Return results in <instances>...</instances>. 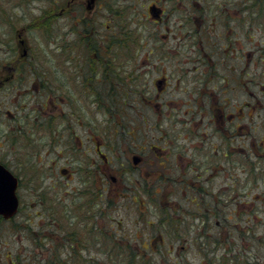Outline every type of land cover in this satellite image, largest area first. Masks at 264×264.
<instances>
[{
	"label": "rangeland",
	"instance_id": "374dc122",
	"mask_svg": "<svg viewBox=\"0 0 264 264\" xmlns=\"http://www.w3.org/2000/svg\"><path fill=\"white\" fill-rule=\"evenodd\" d=\"M156 1H159L160 6L165 10L162 23H154V18L150 17L148 13L149 6ZM200 2L202 0H98V4L89 11L87 9L89 5L77 1L72 2L71 0H0V37L5 38L8 47L11 46L9 54H6L4 50H0V63L15 60L22 53V48L20 46L19 49L17 48V35L21 28L24 30L23 47L29 52V60L33 59L29 62L35 64V66L31 65L28 67L38 68L40 74L43 73L48 80L54 79L53 64L58 59L66 57V55L58 54L56 47L73 49L76 47H97L98 45L102 48H112L109 53L115 54L117 62H126L128 59L124 60L127 57L126 55L130 54L134 58L136 74L139 75L141 82H146L148 85L160 75L161 68H164V63L165 65L172 63L171 67L173 70L180 69V66L182 67L177 75L171 78L172 88L176 91L172 92V103L168 106L174 110L179 107H181V110L193 107V104L187 100L184 90L203 83L202 76L207 71V68L220 72V82H222L223 75L230 79L234 76L237 81V89L235 98L231 100L227 108L229 112L235 115L232 124L227 123L228 129L233 132L229 133L230 137L227 138L228 144L232 141L229 145L231 150L229 161L233 162L221 159L219 174L216 176H210L211 167L209 166L198 167L195 165L187 167V175H194V173H190L192 171L200 176L201 170H205L203 177L197 182L195 191L193 190L191 193L187 191L179 196L177 194V191H179L178 185L175 186L173 193L169 195L170 185L167 180H164L163 183H160L161 186L164 187V184L166 186L165 190L163 187L161 189L164 196L157 197L152 204L150 201L148 206V200L144 199L146 209L154 213L150 216V220L154 222H157L158 219L156 207L161 203L163 207L164 205L173 207L174 204L175 207H179L180 204L183 206V209H181L182 213H177L182 219V226H180L182 239L174 241L170 236L163 235L166 237L164 244H159L162 246H158L155 250L157 252L152 258V262L155 263L158 260L159 264H174L175 258L180 259V261L182 258V260H187L185 261L187 264H200L202 253L199 252L200 250L194 241L198 239L197 241L202 242L201 247H203L204 243L213 241L217 237L219 240L220 238L228 239V244L232 245L234 253L238 254L241 260L246 257L250 262L260 264V262H264V115L259 111H255V108L264 101V97L255 86L252 87L253 92L259 98H252L254 110L252 109L251 111L252 118L250 121L247 116L249 110L243 108L246 97L239 87L244 85L245 80L251 78V83L264 82V77L261 76L264 73V64L263 62L260 63L263 56L259 53H254L255 44L263 37L256 34L252 43H249V39L244 40L243 49L247 51L250 45L252 59L254 60L251 69L244 70L245 60L241 56V51L238 50L235 54L227 55L221 53L220 47L222 44H219L221 43L220 39L213 37L218 33V29L214 30L212 26L209 29L211 31L209 34L201 33L202 30L205 32L206 29H202V24L199 23L202 21L199 17L201 15L200 7L203 6L204 9L207 7L202 4L204 2ZM219 2L221 0H206L205 4L213 8L212 5ZM207 14L211 13L208 12ZM80 18L86 21V25L77 28L79 25L74 26L75 20ZM183 20H186L185 30L182 27ZM207 25H210L209 22ZM167 27L170 33L166 30ZM74 29L79 31V34H76ZM186 31H188L189 40L193 42L196 40L195 35L210 36L209 41L203 39L204 51L210 53L206 57L211 58V62L206 69L198 65L194 59L196 55L191 53L189 44L181 40L180 35ZM153 34H156L155 39L152 37ZM165 38L167 39L165 40ZM95 40L103 42L99 45L95 44ZM101 51L104 52L103 50ZM165 52L170 53L168 61L167 58H164ZM203 53L201 52V55ZM64 60L60 61L65 63ZM254 62H257V65ZM233 68H235V72L232 71ZM27 71L28 76L25 81H28V85L23 86V88L28 87L29 90H34L29 84V78L33 77L31 76L33 72L31 70ZM181 71L182 73L184 71V74L191 78V82H195L188 84L185 77L184 79H182V76L178 77ZM175 79L180 80V84L178 86L176 84L174 87ZM5 92L8 94L6 99L3 98L5 94L0 92L2 109L0 115L2 116V121L8 119L3 108L4 104L6 109L17 117L20 116L21 111L17 109V112H15V104L11 105L9 103V100H14L11 89L7 87ZM224 95L227 96V93ZM162 98V100H159V112L154 106L147 108L145 104H141L142 102L137 103L136 100L127 101L125 110L129 113L137 111L138 116L133 118V121H129L127 118L122 119L125 122L129 121V126L131 124L132 126L136 125L133 128V132L136 133L135 140L130 137L128 139L125 138V146L128 148H145V152L150 156L154 165L152 168L156 172V182H158L157 179L161 174L171 175L172 179H174L173 176L179 174L178 171L169 173L168 169L160 166L159 160L147 151L149 145H155L161 150L155 148L156 152L164 156L162 159L167 158L165 151L167 149L166 140L164 139V131L168 123L167 118L164 117V111H167L165 108L167 105L164 104V100L167 99L166 93ZM256 100L259 102H256ZM20 104H23V108H25L23 109V117L24 115H31L36 110H44L40 105L38 108V105L33 101L22 100ZM41 105L45 106L42 102ZM121 105L120 103L116 104L119 107ZM234 106L237 109H241V111L235 110ZM244 115L245 117L243 118ZM23 120L25 119L23 118ZM97 121L99 122V117ZM207 121L208 119L204 118L202 123L198 122L197 124L198 127H202L199 131V137H197L198 146H200L201 131L211 132L208 127L206 129ZM110 124V122H107L106 125L107 144L116 145L122 143L121 138H118L119 129L115 124ZM227 126H224V129ZM4 130V125L0 124V159L3 158L2 160L9 162V159H6L3 155L5 152L7 153L6 147L14 136L7 142L4 137ZM249 131L251 135L247 136L245 133L249 134ZM44 135L49 139V134ZM43 137V135L36 133L23 134V189L18 191V195L23 194V204L13 219L0 221V264H32V262L46 260L50 256L48 245L43 243L46 239L50 243L49 246L53 247V250L62 249V244L65 242H68L67 247L70 250L69 244L77 245L76 238L78 242H84L87 245L91 244V246L94 241H98L96 237L101 241L100 245L104 242L105 247H107V244H109L107 236L102 240L94 232L93 225L88 222V225H86V216L89 214L84 208H81L75 214L68 208L73 202L71 199L73 191L79 187V184L75 182L78 180V176H74V181H69L68 177L60 174V168L66 167L70 172L73 171L74 166L72 161H70L71 150L64 148L61 143L55 148L50 147L47 139ZM63 137L68 139L65 134ZM182 142L183 140L178 138L177 143ZM196 142L195 138L191 142L190 149L186 146L188 155H195L193 149L196 148L192 146ZM212 142H214L212 147L217 146V148H211L210 144H206L203 151L208 155L216 154L222 158V149L227 146L224 139L220 140L215 137L212 138ZM244 144L245 146L251 144V148L247 147L245 149ZM86 149L89 150L88 147ZM91 151L93 152V150ZM175 153H179V151ZM118 155L119 151L115 148L113 150L111 146H108L107 156L111 158L113 162L111 167L114 168V170H111L109 167V174L119 175L118 170H116ZM9 156L12 160V166L19 169L18 162L22 158L20 154L14 152L10 153ZM207 176H210L208 181L205 179ZM132 178L130 176L128 182L131 183ZM51 186H54V188L51 189ZM184 186L185 183L182 184V188ZM209 191L219 192V196L222 198L221 201L225 202V207L222 210H218L219 215H216L210 208L214 203H210V196L207 193ZM42 192H44L45 196H43L44 200L41 204L39 199ZM195 195L199 197V202L203 201V203H206L200 213H197L196 206L190 203V201H194ZM110 198L115 199L113 197ZM81 200L83 202V199ZM114 203L111 213L115 220L118 219L122 222L121 233L128 240H131L132 244H136V241L130 239V237L134 236L135 231L137 237L148 238L150 236L144 230V223L137 221L140 211L136 204H133L129 199L123 198H116ZM83 206V204L80 205V207ZM69 211L70 213H68ZM49 213H53V215ZM146 215L145 213L144 217ZM52 218L55 221H52ZM65 219L67 220L65 221ZM218 219L221 220L219 225H216V220ZM67 221L69 223L66 226ZM73 221L77 222L73 223ZM51 222L55 223L52 231L48 229L51 226ZM28 223L31 224L34 232L31 233L24 229ZM70 224L72 225L70 226ZM61 229L64 230V236L61 233ZM245 229L248 238H243L240 234ZM168 230H171V228H168ZM157 231L158 229L156 228V235L159 233ZM42 232H44V236L41 235ZM33 234L38 237V242L41 241L40 245H35L32 239ZM67 234H73V239H67ZM157 241L158 239L155 242L158 243ZM171 242L173 245H171ZM160 251L165 254L159 255ZM96 255V259L99 261L107 258L103 254ZM34 256H37V259ZM10 259H14L16 263H11Z\"/></svg>",
	"mask_w": 264,
	"mask_h": 264
},
{
	"label": "flooded vegetation",
	"instance_id": "af4514ba",
	"mask_svg": "<svg viewBox=\"0 0 264 264\" xmlns=\"http://www.w3.org/2000/svg\"><path fill=\"white\" fill-rule=\"evenodd\" d=\"M78 0L77 2L85 3L89 5L87 9L91 11L97 4L98 0ZM76 2V1H72ZM204 2V3H202ZM203 6L200 7V19H202V29H206L205 32L202 30L201 33L209 34V30L212 26L214 30L218 29V33L215 38H219V44H222L220 49L223 54H235L238 50L242 52V58L244 57V70L251 69L253 64L252 53L250 51V45L247 51L243 49L244 40L249 39V43L255 39V35H261L263 38L255 44L254 53L262 55L260 63L264 64V0H232L221 2L212 5L210 8L208 4H205L206 0H202ZM157 7V18L152 16L149 12L150 17L154 18V23H162L165 10L159 4V1L153 2L149 7ZM210 12L211 14H207ZM209 15H211L209 17ZM208 19V20H207ZM82 23L80 24V22ZM209 22L210 25H207ZM79 25V26H78ZM86 25V21L78 19L75 20L74 26L77 28ZM182 27L186 29V20H183ZM166 30L170 33L169 28ZM23 28L18 31V44L22 48V53L15 60L0 63V92L5 95L4 99L8 97L5 89L9 87L12 91V97L14 100H9V103L15 104V112L20 109V116L17 117L6 109V105H3L5 114L8 116L6 121H2L0 115V124L4 125L5 140L8 143L5 154L3 157L9 159V162L0 159L2 164L8 171H10L17 179V196L19 199V209L22 208L23 194L18 195L19 189H23V134L28 135L38 134L43 135L45 139L47 137L44 134H49L48 145L50 147H56L60 143L64 148L71 150L70 161L74 166L73 171L66 167L60 168V174L68 177L69 181H74V176H78L77 182L79 187L73 191L71 195L72 205L68 206L71 212L75 214L79 212L81 208H84L87 213H100L101 225L105 227L106 213H107V201L109 196L120 199H129L133 204L137 205L139 209L140 205L144 206V214H148L149 218L152 211L146 209L144 199L148 200L147 206L153 203L157 197L164 196L162 194V187L160 183L167 180L170 185L168 194H172L175 186H178L179 196L185 192L190 193L195 191L197 182L203 177L205 170H201L200 176L194 173V175H187L186 168L191 166H209L211 167V175H218L220 170L221 159L223 161H229V154L231 152L227 138L230 137L229 133H233L228 129L227 123L232 124L235 115L227 110L231 103V100L235 98V92L237 89L236 79L233 76L231 79L223 75L222 82L219 81V71L208 69L204 72L202 78L203 83L192 86L184 90L187 100H189L193 107L181 110L179 107L177 110L172 109L168 105L172 103V92L176 91L172 88V77L176 76L180 69H172V63H167L157 78L152 80L151 84L141 82L139 75L136 74V68L134 58L127 54L124 60L117 62L115 54L109 53L112 48L106 47H76L73 49H66L62 47H56L58 54L66 55L61 59H58L53 64V77L54 79L48 80L45 75L40 74L39 69L35 67L29 68L28 66H35L34 63L29 62V52L23 47ZM76 34L79 31L74 29ZM152 37H156L153 34ZM81 38V37H80ZM181 40L184 43L189 44V49L192 54L196 55L194 58L198 65H201L203 69H206L207 65L210 64L211 58L206 57L210 55L207 51H204L203 39L210 40V36L195 35V42L189 40L188 31L180 35ZM76 39V38H75ZM79 39V38H78ZM167 38H165L166 40ZM103 41L98 42L95 40V44H101ZM213 44H215L213 42ZM101 48V49H100ZM0 50H4L6 54L11 51V46L8 47L5 38L0 37ZM71 50V51H70ZM103 50L104 52H102ZM76 51V52H75ZM201 52H204L201 55ZM198 54V55H197ZM170 53L165 52L164 58H169ZM112 57V58H110ZM112 60H110V59ZM65 59V63L60 60ZM115 59V60H114ZM131 62V63H130ZM257 65V62H254ZM31 70V78H29V84L35 90H29L28 81L25 79L28 76V71ZM235 72V68L232 70ZM246 75V72H245ZM182 76L187 80L188 84H192L190 77L184 74L182 71L178 74V77ZM264 77V73L261 74ZM232 81L231 83H229ZM252 82V78L245 80L244 85L239 87L240 91L245 94L243 108H247L248 118L251 121L252 98H259L252 87L255 86L260 94L264 97V82ZM174 87L180 84V80L175 79ZM231 84V85H230ZM227 88V89H226ZM153 89V91H152ZM166 93L167 99L164 100V104L167 105L165 108V118L168 123L164 131V139L166 140V157L156 152L155 145L148 146V152L154 158H157L160 166L167 168L168 172L174 173L178 171L177 176L161 174L156 182L155 171L152 166L150 156L145 152V148H128L126 147V139L128 137L134 139L135 134L133 128L136 127L134 124L129 126L128 122L133 121V118L138 116L137 111L129 113L125 110V103L130 100H136L137 103L142 102L147 108L154 106L157 111H160L159 100H162ZM227 93V96L224 94ZM230 93V94H229ZM22 100L27 102H35L44 108L42 111H34L31 115H24L23 117V104H20ZM41 102L44 105H41ZM144 102V103H143ZM256 102H259L256 100ZM40 103V104H39ZM122 104L120 107L116 104ZM208 103V104H207ZM144 106V105H143ZM237 111L236 106L233 107ZM255 111H259L264 115V101L255 108ZM254 111V112H255ZM0 113H2L0 104ZM262 115V116H263ZM99 117V122L97 121ZM245 115L243 116V118ZM23 118L25 120H23ZM124 118L129 119L125 122ZM207 118V127L211 129V132L201 131L200 143L198 146L197 137L200 134L199 131L202 127H198V122L203 121ZM115 119L114 121H111ZM179 119V120H178ZM238 119V118H237ZM110 122L112 125L115 124L119 129L118 138H121L122 143L120 144H107V131L106 125ZM105 125V126H104ZM235 125V124H234ZM104 126V127H103ZM224 126H227L224 129ZM220 127V128H219ZM222 129V132H221ZM236 129V128H235ZM226 130V131H225ZM116 132V131H115ZM68 139H64L63 135ZM247 136L251 135L245 133ZM245 135V136H246ZM127 136V137H126ZM224 139L226 148L222 149V158L216 154H206L204 145L210 144L211 148L214 145L212 138ZM178 138L183 140L182 143H177ZM196 138V144H193V153L188 155L187 147L191 148V142ZM207 138V139H206ZM17 140H19L17 142ZM135 140V139H134ZM62 141V142H61ZM185 143V144H184ZM47 145V146H48ZM108 146L114 150L119 151L117 157V168L119 175L109 174V167L114 170L112 166V160L107 156ZM89 148L87 150L86 148ZM251 148V144L245 146L247 149ZM93 150V152L91 151ZM161 151V150H160ZM179 151V153H175ZM201 153H197V152ZM18 152L22 157L18 162V168L12 166V160L10 153ZM59 156L61 154L59 152ZM196 156V157H195ZM84 157V158H82ZM233 162V161H229ZM18 170V171H17ZM110 170V171H111ZM33 173V172H30ZM173 175V174H172ZM132 178V182H128ZM210 176L205 179L208 181ZM166 182V181H165ZM179 183V184H176ZM185 186L182 188V184ZM167 185V183H166ZM54 186H51L53 189ZM164 190L166 188L164 184ZM212 188V186H211ZM200 190V189H198ZM217 192V191H216ZM214 193L213 191L207 192L210 196V203L214 205L210 206L216 215H219L218 210H222L225 207L219 192ZM206 193V194H207ZM45 196L44 192L41 194L40 203L42 204ZM214 201H213V199ZM221 198V199H220ZM83 199V202L82 200ZM199 197L195 195L194 205L196 206V212L200 213L206 203L198 201ZM84 205L80 207V205ZM78 206V207H77ZM180 207V208H179ZM179 207H175V204L171 209L175 214L182 213L183 209L180 204ZM18 209V210H19ZM209 209V208H208ZM70 211L68 213H70ZM180 220L181 217H179ZM75 220V219H74ZM221 219L216 220V225H219ZM77 222V221H76ZM44 236V232L41 233ZM73 235V234H72ZM160 238V237H159ZM11 258L10 255H8ZM14 260V259H13Z\"/></svg>",
	"mask_w": 264,
	"mask_h": 264
},
{
	"label": "trees",
	"instance_id": "16d2710c",
	"mask_svg": "<svg viewBox=\"0 0 264 264\" xmlns=\"http://www.w3.org/2000/svg\"><path fill=\"white\" fill-rule=\"evenodd\" d=\"M115 199H111L110 196L108 198L105 227L101 225L100 213H89V215L86 216L87 220L85 221L86 225H88V223L93 225L95 230L94 232H96L102 240H104L106 236L108 237L107 242L109 244H107V247H105L104 242L102 243V245H100L101 241L97 237L96 239L98 241H94L92 246L91 244L87 245L84 242L80 243L76 238L75 240L77 241V245L69 244L70 250H68L67 247L68 242L62 244V249L53 250V247L49 246L50 243L46 239L43 243L44 245H48L47 247H49V258L44 261H38L34 263L32 262V264H159L158 260L153 263L152 258L157 252L155 251L157 247L162 246L159 244H164L166 237H164L163 235H166L168 237L170 236V238H172V240L174 241L182 239V235L180 232L182 220H180V216L174 213V211L172 210L173 208L171 209V207H167L165 205L163 207V204L161 203L156 207V210H158V219L157 222H154L150 220L151 218H149L148 214L146 215V217H144V206L140 205L138 209L140 211L139 218H137V221H142L144 223V230H146V233L150 236L148 238L137 237L135 231L134 236L130 237V239H133L132 241H136V244H132L131 240H128L125 235L121 233L122 222L118 219L115 220V217L111 213V209L115 205ZM190 203L194 204V201L192 200L190 201ZM49 214L53 215V213ZM1 220L2 219L0 218V221ZM66 220L67 219H65V221ZM52 221L55 220L52 218ZM68 223L69 222L67 221L66 226L68 225ZM73 223H76V221H73ZM53 224L55 223L51 222V226L48 227L50 231L53 230ZM72 224H70V226ZM156 228L158 229L157 232H159L158 235L155 234ZM168 228H171L172 231L168 230ZM24 229H27L31 233L34 232L32 231L30 223H28ZM61 233H63L62 235L64 236V230L61 229ZM246 233L247 231L245 229L240 234L243 238H248L246 236ZM34 236H32V239L35 245H40L41 241L38 242V237ZM68 238L73 239V235L67 234V239ZM156 239H158V243L155 242ZM197 240H195L194 243H196L195 245L199 248V252L202 253L200 264H257L256 262H250L248 259H246V257L244 258V260H241L240 256L234 253V250L232 249L233 247H231L232 245L228 244V239L220 238L219 240L216 237V239L214 238L213 241H208L206 244L204 243L203 247H201L202 242ZM171 245H173L172 242ZM159 253V255L165 254L163 251H160ZM96 254H103L107 258L99 261L98 259H96ZM34 257L37 259V256ZM175 259L177 261L174 260V264H187V262H185L187 260H182V258L181 261L180 259ZM10 262L16 263L13 259H10ZM260 264H264V262H260Z\"/></svg>",
	"mask_w": 264,
	"mask_h": 264
},
{
	"label": "water",
	"instance_id": "95a60500",
	"mask_svg": "<svg viewBox=\"0 0 264 264\" xmlns=\"http://www.w3.org/2000/svg\"><path fill=\"white\" fill-rule=\"evenodd\" d=\"M156 10L155 6L149 8L150 14L155 18L159 15ZM17 185L13 174L0 164V216L4 219L12 218L18 210Z\"/></svg>",
	"mask_w": 264,
	"mask_h": 264
}]
</instances>
